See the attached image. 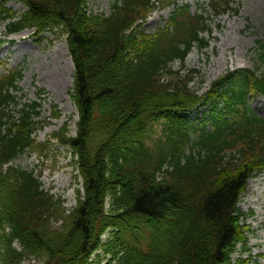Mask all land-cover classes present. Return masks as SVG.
<instances>
[{
  "label": "trees",
  "instance_id": "1",
  "mask_svg": "<svg viewBox=\"0 0 264 264\" xmlns=\"http://www.w3.org/2000/svg\"><path fill=\"white\" fill-rule=\"evenodd\" d=\"M8 1L0 0L7 35L67 36L79 119L75 135L58 136L77 156L83 187L66 207L40 171L16 163L44 145L34 136L41 104L23 102V70L8 69L0 75V264H101L92 257L102 247L107 264L249 262L240 256L250 248L249 214L239 203L264 171V117L248 104L264 94V40L254 69L228 71L198 93L173 70L210 44V25L190 4H177L149 34V13L175 0H115L109 14L90 12L89 0H18L26 11L9 13ZM209 2L217 15L239 10L235 0ZM205 106L208 117L191 124L189 114ZM137 228L141 239L121 240ZM108 231L115 236L104 243Z\"/></svg>",
  "mask_w": 264,
  "mask_h": 264
},
{
  "label": "rangeland",
  "instance_id": "2",
  "mask_svg": "<svg viewBox=\"0 0 264 264\" xmlns=\"http://www.w3.org/2000/svg\"><path fill=\"white\" fill-rule=\"evenodd\" d=\"M115 0H89L88 10L109 14ZM192 5L193 11L203 12L210 25L203 35L210 41L203 50L195 47L183 65L173 63V70H179V80L189 81L192 90L207 91L211 83L236 68H254L258 58V40H264V0H235L239 10H230L216 16L210 9L208 0H180ZM8 12L26 11L27 6L18 0L6 3ZM1 7V5H0ZM173 7L158 8L143 25L146 33H154L163 27ZM7 21L0 18V75L9 68H21L24 77L20 81L19 95L23 102L37 101L41 104L40 116L34 136L44 143L39 150L27 152L16 163L36 168L42 173L44 188L65 200L66 207L75 206L78 189L83 187V178L72 149L61 142L62 134L75 135L79 119L78 108L71 96L75 65L68 48L65 32L47 31L42 34L33 29L6 36ZM5 39V40H4ZM2 40V41H1ZM178 80V81H179ZM249 105L264 116V96L251 98ZM20 107V106H19ZM206 108L195 110L189 115L193 124L198 118L207 117ZM16 114V108H13ZM208 127V125H206ZM154 137L162 135L163 126L156 124ZM59 135V136H58ZM241 207L249 212L246 222L251 227L250 243L254 262L264 264V172L249 180L242 197ZM140 229H127L121 236L124 242H134L140 236ZM114 233L106 232L101 237L107 243ZM141 239V236H140ZM139 241V240H138ZM249 252L244 254L248 256ZM238 254L235 255V259ZM111 254L102 247L94 254L92 261L99 258L107 264ZM23 264H41L35 259H26Z\"/></svg>",
  "mask_w": 264,
  "mask_h": 264
}]
</instances>
